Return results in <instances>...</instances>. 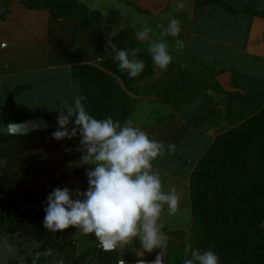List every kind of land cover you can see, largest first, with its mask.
<instances>
[{"label": "crops", "instance_id": "0c3cea01", "mask_svg": "<svg viewBox=\"0 0 264 264\" xmlns=\"http://www.w3.org/2000/svg\"><path fill=\"white\" fill-rule=\"evenodd\" d=\"M22 1L0 0V7L11 12L0 22V43H5L0 47V62L12 59L6 63L15 67L8 74L0 70V106L14 89L27 87L16 98L24 108L31 107L24 113L30 116L39 109L53 113L59 108L55 101L45 106L37 100H43L49 76L58 82L64 79L67 86L60 85L66 92L62 97L74 100L79 91L70 69L96 62L110 45L124 44L126 49L128 45L124 41L107 43L106 28L111 25L96 27L75 17L61 20L48 10L26 9ZM220 1L225 9L209 4L199 11L196 0H122L133 9L130 19L136 14L152 19L150 29H163L170 17L177 18L181 26L178 39L189 51V61L172 55L173 63L167 70L153 64L154 75L139 84L140 90L147 88V94L135 97L137 105L129 118L165 145L166 154L154 161L153 167L162 185H171L167 189L179 194L180 203L184 196L190 199L191 174L213 141L238 127L254 111V104L231 101L225 94L264 91V0ZM140 25L138 22L133 27L140 29ZM133 41L140 44L148 39L137 40L135 31ZM134 49L126 51L142 52V48ZM64 53L72 56L69 61L63 62ZM169 145L174 146L170 152Z\"/></svg>", "mask_w": 264, "mask_h": 264}, {"label": "trees", "instance_id": "16d2710c", "mask_svg": "<svg viewBox=\"0 0 264 264\" xmlns=\"http://www.w3.org/2000/svg\"><path fill=\"white\" fill-rule=\"evenodd\" d=\"M196 2V10L199 11L209 4L225 7L220 0ZM22 4L29 10H48L61 20L75 17L78 22L91 23L96 27L105 24L98 11H89L73 0H23ZM2 11L4 14L0 16V22L10 14L6 8ZM261 14L264 15V12ZM171 38L174 42L178 39ZM114 47L126 51L124 44ZM111 51V47L102 50L99 59L92 64L73 66L71 77L77 82L79 95L86 97L82 102L91 115L97 119L111 116L113 120L123 123L129 120L136 108L135 97L147 94V88L140 90L139 84L154 75V68L147 53L136 52V58L145 62V69L138 77L129 78L126 72L119 69L115 52ZM26 89L17 87L0 106V123L5 126L10 123L19 125L41 117L43 121L58 127L56 118L60 108L53 113H44L39 109L30 116L23 112L16 98ZM225 96L231 101L254 104L255 107L238 127L220 134L213 141L191 174V249L207 250L211 247L220 257V264H264V91L252 95ZM44 129L26 134H9L6 130L0 132V139L21 138L37 132L52 136L57 130ZM0 163V234L4 231L32 240L39 244L38 253L44 252L42 250L55 252L69 249L68 256L64 258L66 264H77L86 258V264H93L94 261L87 255L89 252L79 257L75 254L73 236L77 229L52 232L43 227L44 207L52 190L42 197L25 194L13 201L5 198L2 183L8 179V175L1 171L12 161L0 155ZM63 179L62 175L55 174L51 188ZM100 251L102 249L98 251L95 264L118 263L116 251ZM31 255L16 257L7 264H20V260L25 264L48 262L44 255L38 256L34 262Z\"/></svg>", "mask_w": 264, "mask_h": 264}, {"label": "clouds", "instance_id": "9594fccd", "mask_svg": "<svg viewBox=\"0 0 264 264\" xmlns=\"http://www.w3.org/2000/svg\"><path fill=\"white\" fill-rule=\"evenodd\" d=\"M163 27L161 39L149 48L152 62L160 70H167L173 63L169 45L164 37H178L180 21L170 17ZM151 29L142 24L136 31L139 41L149 39ZM179 49L184 42L175 40ZM115 60L129 78L138 77L145 69V62L135 53L117 50ZM86 97L77 95L73 103L57 111L58 129L52 133L56 141L72 140L79 136L82 152L81 165H89L86 172L88 188H56L47 197L44 207L43 227L52 232L78 229L83 234H94L105 248L118 243L138 240L143 250L152 252L167 246L168 236L161 220L165 205L174 214L180 205L175 191L165 192L153 164L166 154L165 145L150 138L131 119L121 123L111 116L97 119L82 102ZM9 134H17L23 125L2 126ZM174 146L169 145L167 151ZM183 264H220V257L209 247L207 250L190 249Z\"/></svg>", "mask_w": 264, "mask_h": 264}, {"label": "rangeland", "instance_id": "374dc122", "mask_svg": "<svg viewBox=\"0 0 264 264\" xmlns=\"http://www.w3.org/2000/svg\"><path fill=\"white\" fill-rule=\"evenodd\" d=\"M73 1L89 11H98L102 16V20H104V25H111L106 28V34H108L107 43L115 44L117 41H124L128 45L127 49L129 51H135L134 48L137 47L140 49L142 48V51L144 50V52L148 54L150 60H152L149 50L146 51L145 49L149 48L153 41L158 42L161 39L163 29L159 26L156 28L152 27L150 39H148V41L141 42L140 44L133 41L135 31L140 30L137 29V27L134 28L133 25L138 22H141V25H148V23L153 24L151 22L152 19L141 17L137 14L134 19H130L131 15L134 14L133 9L122 2V0ZM2 10V7H0V16L4 14ZM128 25L129 27H127ZM98 34L100 38L101 32L99 31ZM164 40L169 45L171 55L189 61V51L187 48H177L171 37H164ZM4 45L5 43H1V49ZM91 51L92 53L94 52L93 48H91ZM62 57L64 58L63 62H66L69 61L72 56H70V53H64ZM11 58H13V54H11ZM7 61L11 63L13 60L9 59L5 62H0V70L5 74L15 70V67H12L13 65L6 63ZM19 67L20 66H18V68ZM60 75L61 74H58V76ZM48 79L51 80L46 84V89L42 90L44 94L43 100L42 98H37L38 104L42 105L43 103L45 106H52L54 104L52 101H55L59 108L63 110L66 103L68 102L67 105H70L73 100L70 97L66 100L62 97L66 92H62L60 85L67 86V83L62 78L60 82L51 76H49ZM39 84L40 83L37 82L36 86ZM31 88L32 86H30L29 89ZM148 94L152 95V92L149 91ZM20 95L21 94L18 96ZM18 104L23 112H28L31 109V107L27 106L24 108L21 103ZM40 111L42 110L40 109ZM2 126L3 124L1 122L0 132L4 133L6 129ZM43 128H45L44 130L58 129L55 124L45 121ZM44 143L46 145L41 146ZM79 145V136L74 137L72 140L65 139L58 142L54 140L52 136H47L41 132L21 138L0 139V155L6 156V158L12 161L8 167L1 171L2 174L8 175V179L2 183L5 198L9 201H13L21 198L25 194L42 197L50 190L53 191L56 188L64 187L70 189L79 188L81 191H86L88 188L86 172L90 170L91 166L80 164L82 152L77 151V149L81 147ZM1 163L0 165H2ZM55 174L62 175L64 179L61 180V183L56 187L51 188L50 184ZM13 185L15 187H13ZM167 187H171V185L163 184V191H172V189H167ZM189 204L190 199L188 196H186V198L184 196L183 203H180L178 210L174 214H169L167 206L165 205L161 220L164 226L163 231L168 236L166 247L147 252L143 250L138 240L133 239L127 243H118L109 249L105 248L94 234L85 235L77 229L76 235L73 236L74 242L76 243L75 254L79 257L89 252L87 255L94 261L93 264H95L96 256L101 249L102 251L100 252L104 250L116 251L118 255L117 264H182L183 257L189 253L192 247V214ZM38 246V243L26 239L19 234H10L2 231L0 234V264H7L16 257L29 256L31 255L30 253L32 252L33 254L34 251L36 254L34 253L35 255H31V257H34L31 258L34 262L37 261L36 258L38 256L44 255L45 259L48 258V262H43V264H66L64 258L68 256L69 249H61L63 251L60 250L55 252L53 250H42L46 253H38L36 252ZM85 262H87V258L83 262H77V264H86ZM20 264L25 263L23 260H20Z\"/></svg>", "mask_w": 264, "mask_h": 264}, {"label": "water", "instance_id": "95a60500", "mask_svg": "<svg viewBox=\"0 0 264 264\" xmlns=\"http://www.w3.org/2000/svg\"><path fill=\"white\" fill-rule=\"evenodd\" d=\"M19 125H23L24 128L21 129L17 134H26L32 131L41 130L43 128L44 121L40 118H34Z\"/></svg>", "mask_w": 264, "mask_h": 264}, {"label": "flooded vegetation", "instance_id": "af4514ba", "mask_svg": "<svg viewBox=\"0 0 264 264\" xmlns=\"http://www.w3.org/2000/svg\"><path fill=\"white\" fill-rule=\"evenodd\" d=\"M81 256V255H80Z\"/></svg>", "mask_w": 264, "mask_h": 264}]
</instances>
